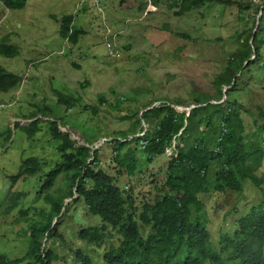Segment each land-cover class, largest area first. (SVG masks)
I'll return each mask as SVG.
<instances>
[{
    "label": "rangeland",
    "instance_id": "374dc122",
    "mask_svg": "<svg viewBox=\"0 0 264 264\" xmlns=\"http://www.w3.org/2000/svg\"><path fill=\"white\" fill-rule=\"evenodd\" d=\"M95 1L98 0H27L22 9L14 10L0 3V41L18 47L14 57L0 55V65L23 78L18 86L0 91V253L9 259L25 254L32 223L46 226L50 204L44 196L62 195L67 188V180L61 175L50 189L39 192L40 176L52 168L56 159L57 141L49 136L44 121L62 120L65 125L60 122V129L78 144L97 150L99 167L115 175L110 140L114 133L132 124L122 117L143 104L152 107L172 101L176 109L182 107L189 112L194 106L193 94L213 92L214 75L226 63L228 53L238 46L236 35L250 29L253 18L248 16L264 0L207 3L183 15H176L177 9L169 7L173 0H159L157 5L151 0H99L101 4L94 6ZM237 1L253 4L240 12ZM68 14L74 16V25L83 31L74 44L59 34L60 19ZM260 87L252 84L250 91L233 95L243 104L248 139H264V131L258 134L251 114L253 106L264 104V90ZM53 89L75 96L77 104L66 111L57 104ZM119 98L123 99L120 105ZM178 99L183 103H175ZM39 104L52 108L51 117L39 112L41 130L28 139L24 131L13 126L32 121L30 114ZM8 129L11 136L6 140L2 133ZM33 155L42 159V170L12 184L10 176L17 173L24 158ZM168 160L169 156L163 154L136 174L117 177L122 189L133 188L138 208L160 191ZM257 174L264 176V162ZM12 192L24 193L13 205ZM261 194L262 190L246 179L239 194L200 195L214 249L219 247L221 233L231 231L237 218L258 203ZM222 200L230 201L233 210L217 209ZM51 224L58 225L56 231L63 240L48 237L47 232L41 235L42 247L58 257L50 264H78L74 255L77 249L89 255L94 264H103L102 252L108 243L98 247L77 236L80 228L100 224L99 217L88 214L82 201L72 202L64 215L55 217ZM109 231L113 234L110 240L117 244L118 234L110 228ZM41 261L27 259L13 264H42Z\"/></svg>",
    "mask_w": 264,
    "mask_h": 264
},
{
    "label": "trees",
    "instance_id": "16d2710c",
    "mask_svg": "<svg viewBox=\"0 0 264 264\" xmlns=\"http://www.w3.org/2000/svg\"><path fill=\"white\" fill-rule=\"evenodd\" d=\"M26 1L0 0V3L14 10L22 9ZM151 2L157 5L159 0ZM216 2L234 4L236 1L173 0L169 7L177 9L176 15H183ZM99 4L98 0L93 5ZM252 4L237 1L240 12ZM250 17L253 18L252 26L247 32L236 35L237 48L228 53L226 63L212 79L213 92L193 94L194 106L189 112L176 109L172 101L149 108V104H143L139 110L122 117L132 124L131 128L114 133L110 140V161L112 168H116L115 175L99 167L97 150L78 144L68 132L60 129V122L65 125L62 120L46 119L49 136L57 141L56 159L52 168L40 176L39 192L50 189L61 175L67 180V188L62 195L44 196L50 204L46 226H40L39 222L30 225L25 254L9 259L0 253V264L27 259L50 264L57 259L56 254L42 247L41 235L47 232L48 237L54 235L63 240L62 234L56 231L58 225L51 223L55 217L64 215L72 202L79 201L88 214L99 217L100 224L80 228L77 236L98 247L108 243L102 252L103 264H264V176L257 174L264 162V139L247 138L243 104L233 96L250 91L252 84L264 90V1L256 6ZM82 33V29L74 25L72 14L62 16L59 34L63 39L74 44ZM17 54L16 45L0 41V55L11 58ZM22 81L21 75L0 65V91L6 92ZM53 92L57 104L64 106L66 111L78 102L75 96L63 91L53 89ZM119 99L118 105L123 102ZM175 103L183 102L178 99ZM35 107L30 114L32 121L24 126L16 122L13 126L24 131L28 139L41 130L39 112L51 117V107L40 104ZM253 107L251 114L260 134L264 131V104ZM83 108L90 107L84 105ZM92 112H96V107ZM2 134L6 140L10 139L9 129ZM171 147L160 191L138 208L133 188L122 189L117 177L123 173L136 174L143 165L151 164ZM42 166L43 161L38 156L24 158L17 173L10 176L11 183L15 184L20 178L26 180L25 177L40 172ZM246 179L262 190L261 199L237 218L231 231L221 233L216 250L210 240L207 212L200 195L211 192L239 194ZM23 194L12 192L11 205ZM66 199L69 201L64 203ZM229 202L222 200L216 208L233 210ZM109 228L118 234L117 244L110 240L113 234ZM74 255L78 264H94L80 249Z\"/></svg>",
    "mask_w": 264,
    "mask_h": 264
},
{
    "label": "built area",
    "instance_id": "2783aa9c",
    "mask_svg": "<svg viewBox=\"0 0 264 264\" xmlns=\"http://www.w3.org/2000/svg\"><path fill=\"white\" fill-rule=\"evenodd\" d=\"M172 149H173V147L167 149V151L165 152V154H167L168 156H170L172 154Z\"/></svg>",
    "mask_w": 264,
    "mask_h": 264
},
{
    "label": "water",
    "instance_id": "95a60500",
    "mask_svg": "<svg viewBox=\"0 0 264 264\" xmlns=\"http://www.w3.org/2000/svg\"><path fill=\"white\" fill-rule=\"evenodd\" d=\"M148 108H149V107H148ZM177 109L181 111L183 108H182V107H177ZM189 110H190V109H189Z\"/></svg>",
    "mask_w": 264,
    "mask_h": 264
}]
</instances>
